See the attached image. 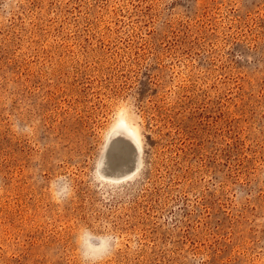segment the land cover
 Returning a JSON list of instances; mask_svg holds the SVG:
<instances>
[{
    "label": "rangeland",
    "instance_id": "obj_1",
    "mask_svg": "<svg viewBox=\"0 0 264 264\" xmlns=\"http://www.w3.org/2000/svg\"><path fill=\"white\" fill-rule=\"evenodd\" d=\"M83 228L98 264H264V0H0V264H84Z\"/></svg>",
    "mask_w": 264,
    "mask_h": 264
},
{
    "label": "clouds",
    "instance_id": "obj_2",
    "mask_svg": "<svg viewBox=\"0 0 264 264\" xmlns=\"http://www.w3.org/2000/svg\"><path fill=\"white\" fill-rule=\"evenodd\" d=\"M130 103V101H121L120 106L127 107ZM77 241L84 264H98L104 257L111 254L118 243L112 234L98 236L87 228L81 230Z\"/></svg>",
    "mask_w": 264,
    "mask_h": 264
},
{
    "label": "bare ground",
    "instance_id": "obj_3",
    "mask_svg": "<svg viewBox=\"0 0 264 264\" xmlns=\"http://www.w3.org/2000/svg\"><path fill=\"white\" fill-rule=\"evenodd\" d=\"M134 142L131 138H129L127 136H123V135H118L117 131H113L111 133V135L109 136V138L107 139L106 144H105V148H107V145L109 146L108 148H110L109 157L107 154V150H108V148H107L106 150L104 149V151L102 152V154L99 158L97 169H99L100 173L103 172V169L108 167L109 163H111V164L113 163V165H114L115 163L121 162L122 160L125 159V157H127L129 155H133V154L137 155V153L139 151V146L137 145L136 142L135 143ZM120 164H122V162ZM122 167H124V166H122ZM114 168H116V167L114 166ZM118 169H117V171H118ZM122 169H126V168L120 169L121 172H124V173H119L121 175H118V172L120 170L117 173L115 172V170H113L112 173L115 172L116 174L113 173L111 175L118 178L121 176L123 177L124 175L126 176V174H130V172H131V170L126 172V171H123Z\"/></svg>",
    "mask_w": 264,
    "mask_h": 264
},
{
    "label": "water",
    "instance_id": "obj_4",
    "mask_svg": "<svg viewBox=\"0 0 264 264\" xmlns=\"http://www.w3.org/2000/svg\"><path fill=\"white\" fill-rule=\"evenodd\" d=\"M108 147H109V146L107 145V148H108ZM107 148H106V149H107ZM106 149H105V150H106ZM109 153H110V148H108V150H107L108 157H109ZM133 155H134V154H133ZM134 156H137V155H134Z\"/></svg>",
    "mask_w": 264,
    "mask_h": 264
}]
</instances>
